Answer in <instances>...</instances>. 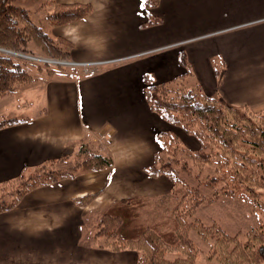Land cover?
<instances>
[{"label": "crops", "instance_id": "1", "mask_svg": "<svg viewBox=\"0 0 264 264\" xmlns=\"http://www.w3.org/2000/svg\"><path fill=\"white\" fill-rule=\"evenodd\" d=\"M56 1L88 4L91 12L46 27L71 44L65 71L49 76L33 66L32 83L0 98V118L26 119L0 129V183L84 146L111 165L36 188L1 213L0 264H136V251H110L91 239L98 219L124 200L132 202L121 209L140 211L134 221L146 220L144 213L157 218L161 206L153 207L172 186L144 171L161 150L156 135L192 137L149 109L144 76L167 85L180 78L207 97L264 110V0H160L151 14L161 22L150 26L141 0ZM191 139L182 147L195 151L199 142Z\"/></svg>", "mask_w": 264, "mask_h": 264}, {"label": "trees", "instance_id": "2", "mask_svg": "<svg viewBox=\"0 0 264 264\" xmlns=\"http://www.w3.org/2000/svg\"><path fill=\"white\" fill-rule=\"evenodd\" d=\"M22 0H0V49L54 61H69L71 44L62 38H52L46 27L65 25L82 19L91 12L88 4H62L56 0H40L44 15L45 29L34 23L28 8L21 6ZM160 0H141L146 14L145 24L157 25L161 22L151 14ZM144 24V25H145ZM178 62L190 73L185 55L178 54ZM51 75L55 70L65 71L63 65H52L48 62H37L0 53V98L13 94L18 88L32 83L36 77L29 72L31 67ZM185 76V75H184ZM170 85L155 82L149 75L144 76L143 95L148 107L162 120L183 133L194 137L200 144L195 151H189L179 144L175 133L160 132L156 135L160 152L154 156L153 165L144 169L152 176L167 177L172 186V193L182 188L184 191L174 208V216L180 225L175 228L173 239L167 245L154 243L153 228L142 230L149 232L148 238L133 239L128 237L123 216L114 214L123 212L121 206L132 201H120L100 216L95 233L91 239H102L110 251L132 250L138 253L136 264H194V246L189 238V230L198 233L201 240H211L215 245L216 237L223 250L233 246V250L223 261L224 264H256L264 262V231L262 235L252 233L251 240L258 243L244 244L238 247L235 238L219 232L218 229L205 231L201 221L194 218L195 212L205 202H213L221 197H234L252 205L258 194L247 165L255 163L253 151L260 156L258 165H262V202L264 213V130L245 131L239 124L245 117L261 115L264 110L254 111L248 107H234L219 97H207L199 86L186 87L181 79ZM26 119L0 118V129L11 127ZM264 123V118L262 120ZM249 135H247V134ZM253 148L247 150L246 146ZM80 154L45 161L31 170H22L16 177L0 183V214L13 209L30 191L54 184L61 180L71 179L81 172L95 171L111 165L110 158L80 148ZM86 196L77 202H88ZM128 216V214L126 213ZM193 220L197 223L190 221ZM136 224V223H134ZM203 228V230H202ZM262 236V237H261ZM236 247V248H235ZM166 249V251H165ZM235 255L234 259H231Z\"/></svg>", "mask_w": 264, "mask_h": 264}, {"label": "rangeland", "instance_id": "3", "mask_svg": "<svg viewBox=\"0 0 264 264\" xmlns=\"http://www.w3.org/2000/svg\"><path fill=\"white\" fill-rule=\"evenodd\" d=\"M40 0H22L20 1V5L29 9L31 18L35 24L45 29L44 23V15L46 11L40 8ZM2 98V97H1ZM3 102L0 101V115L5 113L6 108L3 110ZM1 117V116H0ZM264 117L258 114L253 117H245L242 121L239 122L242 128H245V131H249V129H254L253 123H255V127L258 131L262 132L264 130V123H262ZM174 131L178 135H181L183 132L180 129L175 128ZM247 134V133H246ZM248 135V134H247ZM249 136V135H248ZM192 137H179L178 141L181 146H189L191 144ZM192 145V144H191ZM200 146V144H199ZM247 150H252L248 145L246 146ZM80 152L76 154L79 155ZM251 154L252 160H256L255 163H251L247 165L248 171L251 172L254 170L255 174L252 175V179L254 180V184L258 187L256 188V194H258L257 201H253L252 205H248L245 201L234 197H221L213 202H205L198 207L195 212L194 218L201 221L202 227H204L205 231L211 229L210 232L214 229H218L219 232H222L223 235L226 234V237L235 238L238 247L243 246L244 244L254 245L258 242L252 241L251 236L252 233H256L257 235H262V231H264V213L261 209L262 199V165H258V160H260V156L257 155L254 151ZM184 190L179 188L178 191L172 193L160 204H155L154 210L157 212V206H161L159 208V215L157 218H153L152 216L144 213L146 220L134 221V217L139 215L140 211L136 212V209L126 210L121 209L123 212H118L117 210L114 214L119 216H123L126 224L128 226L126 233L128 237L133 239H142L148 238L149 232H141L142 230H146L147 228L155 230L154 233V243L163 246V244L167 245L171 242V238L173 239V232H175V228L178 231L180 229V225L177 223V218L174 216V208L177 206L180 196ZM141 207V206H140ZM108 210V209H107ZM128 214V216L126 215ZM101 216V215H100ZM100 218V217H99ZM99 220V219H98ZM190 221L195 222L190 217ZM98 223V222H97ZM136 223V224H134ZM97 226V225H96ZM96 228V227H95ZM203 230V228H202ZM189 238L194 246V254H193V262L194 264H224L223 261L227 259L228 255L233 250V246H230L227 250H223L221 247L220 241L223 237H216L218 240L215 245H212L211 240H201L198 237V233L189 230ZM95 233V232H94ZM93 234V233H92ZM262 237V236H261ZM236 248V247H235ZM166 251V249H165ZM235 255L232 256L231 259H234ZM256 264H264V262H258Z\"/></svg>", "mask_w": 264, "mask_h": 264}, {"label": "built area", "instance_id": "4", "mask_svg": "<svg viewBox=\"0 0 264 264\" xmlns=\"http://www.w3.org/2000/svg\"><path fill=\"white\" fill-rule=\"evenodd\" d=\"M0 53L7 54V55L9 54V55H12V56H15V57H19V58L31 59V60H34V61H37V62H48V63H50L52 65H63L64 66V65H69L70 64V63L62 62V61H54V60L41 59V58H36V57H29V56H26V55L10 52V51L3 50V49H0ZM71 65H76V64L73 63ZM78 65L81 66V67H86L87 65H90V64L83 63V64H78Z\"/></svg>", "mask_w": 264, "mask_h": 264}]
</instances>
